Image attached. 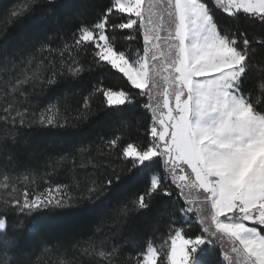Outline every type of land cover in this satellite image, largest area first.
I'll use <instances>...</instances> for the list:
<instances>
[{"label": "snow or ice", "instance_id": "snow-or-ice-1", "mask_svg": "<svg viewBox=\"0 0 264 264\" xmlns=\"http://www.w3.org/2000/svg\"><path fill=\"white\" fill-rule=\"evenodd\" d=\"M37 7L41 18L24 34L31 50L20 57L23 67L5 82V95L13 100L6 102L7 115L0 119L14 131L0 135V189L11 187L7 198L0 196V264H39L41 257L33 259L30 250L39 216L72 208L97 215L96 233L105 225L116 231L103 238L96 233L87 240L69 237L56 245L42 241V255L56 248L58 264H126L120 247L109 241L129 226L133 215L149 219L160 197L175 198L164 202L173 205L170 209L157 208L158 216L169 217L167 237L159 247L149 240L128 258L129 264H264V0H107L96 19L78 24L72 43L61 49L51 47L50 34L59 35L64 16L75 5L70 0H22L9 10L7 22ZM217 10L230 21L219 19ZM140 37L142 47L133 48L130 42ZM44 51H58L59 65L47 56L37 61L35 53ZM89 52L85 63L80 57ZM0 65L3 72L19 66L7 47H0ZM93 68L115 70L126 85L89 93L102 94L110 110L106 116L119 113L122 121H131L134 110L143 109L150 123L137 143L123 139L130 130L123 128L101 138L97 155H89L92 173L75 188L40 176L47 187L39 190L41 165H22L13 151L19 129L70 135L91 112L88 96L83 112L74 116L63 114L58 103L39 112L30 111V102L21 108L31 95L26 86L41 91L72 87ZM90 147L76 151L83 154ZM71 155L59 156L56 166L71 162ZM51 162L49 157L43 166ZM8 165L24 167L21 188L15 182L19 178L5 171ZM125 169L132 175L152 173L149 185L134 199L105 206L123 187ZM10 213L17 217L11 230ZM194 225L195 234L190 231Z\"/></svg>", "mask_w": 264, "mask_h": 264}, {"label": "trees", "instance_id": "trees-1", "mask_svg": "<svg viewBox=\"0 0 264 264\" xmlns=\"http://www.w3.org/2000/svg\"><path fill=\"white\" fill-rule=\"evenodd\" d=\"M20 2L22 0H0V47H7L10 57L19 65L11 72L0 71V117L7 115V113L3 112V108L6 106V102L13 100V96L5 95L9 91L5 82L9 81L23 67L22 64H19L20 57L26 55L27 51L31 50L27 49L24 44V34L31 33L34 30L42 13V9L37 7L17 21L7 22V13L13 6ZM70 2L75 5V8L70 11L69 15L64 16L61 26L58 29L59 35L57 36L55 33L50 34L53 36L51 47L54 49L63 48L65 42L71 44L72 32L76 26L81 22L94 21L100 14L101 7L107 3V0H70ZM217 17L230 21V18H227L219 10H217ZM112 19H115V17ZM124 31L127 32L128 30ZM253 32L258 33V29H254ZM121 43L123 44L125 42L121 41ZM130 43L133 48L142 47V37ZM35 55L37 61L47 56L50 59H55L57 65H59L58 51L51 54L47 51L36 52ZM64 55L67 58L68 52H65ZM80 59L87 63L91 59V53L82 54ZM0 67L3 66L0 65ZM62 83L67 84V82L63 81ZM72 85V87L61 88L53 86L45 91H41L39 88L33 90L26 86V90L31 94L29 101L23 105H18L23 108L27 107L30 102L32 105L30 111L39 112L40 109H43L49 104L58 103L63 114L74 116L78 110L83 112L84 97H89L91 115L86 120L78 121L77 126L69 130L70 135L49 136L42 134L36 129H19V136L16 137V144L13 151L19 155L22 165L29 161L33 165L36 163L41 165L37 176L39 190L47 187L39 179L40 176H43L52 184H67L75 188L77 181L82 182L87 174L92 173V167L88 163L89 155H97V146L102 145L101 138L105 140L109 139L113 134H120L123 128L130 129L124 132L123 139L128 142L137 143L145 134L146 128L150 123V114L145 115L143 109L134 110V116L131 121H122L119 113L106 116V111L110 110L106 108L102 94L96 93L95 95L89 96V93H92L96 87L112 90L126 89L121 75L116 73L115 70L105 71L100 68H93L91 72L85 74V80L83 82L73 81ZM13 131L11 125H5L4 121L0 119V135ZM88 146H91L88 152L81 154L76 151L79 147ZM65 154H72L70 157L71 162H65L56 166V159ZM49 157L52 158L51 165L43 166L44 161L48 160ZM3 160L4 157L0 156V165L3 164ZM112 160L113 166L120 171L121 165L119 160L115 156L112 157ZM81 164L86 165V167L81 168ZM5 171L10 177L19 178L15 181L17 188L23 186V181L20 177V174L24 171L23 166L13 168L11 165H8ZM151 175L152 173L144 172L132 175L125 169L121 176L123 187L119 193L104 202L105 206H115L119 201H128L136 198L149 185ZM1 180H3V175H0V182H3ZM12 182L10 179L9 184L11 185ZM81 187H83V183H81ZM10 191L11 187L9 189H0V196L7 198ZM170 199L174 200L175 198H158L157 201H154L155 206L149 219L139 218L133 215L130 217L129 226L123 229L119 235L112 236V239L109 241V246L115 244L120 247L126 264H129V257L135 256L138 252L144 250L149 240L155 246L159 247L163 243V240L166 239L169 217L166 213L158 216L157 208L161 211H164L166 208L170 209L173 205L164 203ZM16 219V214H9V230H11V224ZM19 219H23L26 224L29 222V218L27 217L21 216ZM190 219L194 221L195 217L191 216ZM38 223L40 228L37 235L33 237V243L30 249L34 254L33 259L41 257L39 264H58L56 248H53L50 253L42 255V241L56 245L60 240L69 237L87 240L96 233V227L100 221L96 214L86 213L79 208H72L60 212H44L39 216ZM115 231L116 229L114 227L110 230L108 225H105L101 232L96 233V237L103 238L104 235H112ZM190 231L195 234L197 231L196 226L194 225ZM68 255L70 257L74 255L71 249H69ZM130 264H134V262H130Z\"/></svg>", "mask_w": 264, "mask_h": 264}, {"label": "rangeland", "instance_id": "rangeland-1", "mask_svg": "<svg viewBox=\"0 0 264 264\" xmlns=\"http://www.w3.org/2000/svg\"><path fill=\"white\" fill-rule=\"evenodd\" d=\"M1 181H3V180H1Z\"/></svg>", "mask_w": 264, "mask_h": 264}]
</instances>
